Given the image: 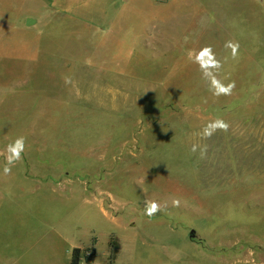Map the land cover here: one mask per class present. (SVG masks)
<instances>
[{"label":"rangeland","instance_id":"obj_1","mask_svg":"<svg viewBox=\"0 0 264 264\" xmlns=\"http://www.w3.org/2000/svg\"><path fill=\"white\" fill-rule=\"evenodd\" d=\"M50 4L0 0V264H264V0ZM205 46L231 95L189 61Z\"/></svg>","mask_w":264,"mask_h":264},{"label":"clouds","instance_id":"obj_2","mask_svg":"<svg viewBox=\"0 0 264 264\" xmlns=\"http://www.w3.org/2000/svg\"><path fill=\"white\" fill-rule=\"evenodd\" d=\"M188 37H185L187 42ZM225 48L231 50L232 59L238 58V42L227 41ZM189 61L198 66L199 71L202 74V78L207 81L208 90L215 97L229 96L233 93L236 87L235 81L225 83L219 78V73L223 67L221 60L217 59L216 54L211 46H205L201 49L190 50L187 53ZM71 83L70 78H65V84ZM230 128L228 122L223 118L217 117L216 119L208 122L201 130L199 135L202 139L211 138L217 131L227 132ZM199 149V155L203 158L207 152V146L193 145L191 148L192 153H196ZM26 150V140L24 136L17 137L14 141L6 146V162L3 168L4 175H10L12 168L23 160V153ZM172 204L174 207H179L180 201L173 200ZM162 211L161 205L154 200L145 201L144 214L148 217L155 216L158 212Z\"/></svg>","mask_w":264,"mask_h":264},{"label":"crops","instance_id":"obj_3","mask_svg":"<svg viewBox=\"0 0 264 264\" xmlns=\"http://www.w3.org/2000/svg\"><path fill=\"white\" fill-rule=\"evenodd\" d=\"M49 1L51 2L50 5H52L55 8L53 9L54 11L52 13L61 14V15L83 14V13L88 14L93 10L96 9L99 10L100 8L98 7L104 5L102 3V0H49ZM107 1L108 3L105 4V8L102 10L100 9L102 15H105L107 13L106 9H109L110 7H113L114 10H120L127 3V0H107Z\"/></svg>","mask_w":264,"mask_h":264},{"label":"trees","instance_id":"obj_4","mask_svg":"<svg viewBox=\"0 0 264 264\" xmlns=\"http://www.w3.org/2000/svg\"><path fill=\"white\" fill-rule=\"evenodd\" d=\"M112 255H113V253H112ZM77 257H78V250L77 249H74L72 251V256H71L70 264H77V262H76Z\"/></svg>","mask_w":264,"mask_h":264}]
</instances>
